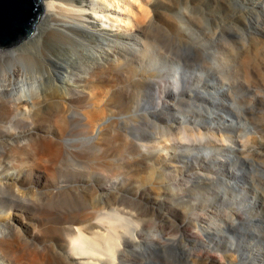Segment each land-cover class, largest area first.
I'll list each match as a JSON object with an SVG mask.
<instances>
[{"label":"bare ground","instance_id":"6f19581e","mask_svg":"<svg viewBox=\"0 0 264 264\" xmlns=\"http://www.w3.org/2000/svg\"><path fill=\"white\" fill-rule=\"evenodd\" d=\"M41 2L44 12L34 30V36L17 48H0V264H124L127 259L129 261L130 252L140 255L145 263L156 244L154 240L149 241L144 236L143 226L132 222L131 225H125L124 221L130 222L137 215L125 210L124 199H104L101 195H96L99 192L97 187L87 186L95 189L92 192L97 196H93L94 201L90 205L57 217H41L46 211L42 207L45 204L41 203L44 200L38 197V193L44 192L45 187L42 190L30 188L27 179L19 174L16 165L17 139L30 136L32 126L37 122L71 125L79 121L91 132V138L100 145H103V135L115 127L118 131L116 139L128 144L126 159L131 161V154L137 155L132 163L133 169L144 165L151 167L164 154V150L167 151L168 161L162 168L163 171H171V168L175 167L174 163L180 158L188 161L205 158L210 161L209 165H196L199 171L213 173V176L199 174L196 179L217 181L223 188L234 187L237 192L230 201H227L226 193L220 190L215 193L206 190L201 196L197 193L198 196L193 197L189 186L178 187L186 189V192L176 190L173 200L169 192L176 188L167 184L164 174H157V178L149 179L156 181L160 185L157 189H161L163 193L167 192L169 196H163L162 200L154 198L159 202L170 200L176 205L184 204L198 228L207 236L214 239L216 237V240L228 233L229 229L237 231L239 226L255 223L253 212L258 210L260 200L242 196V181L239 178L243 176L234 169V165L225 171L224 168L220 169L218 164V161L223 164L233 163L234 154H238L235 148H242L241 153L245 148L243 142L233 138L230 128L234 121L226 117L205 121L206 118L201 115L199 118L185 114L179 117L177 112H173V107L163 100H166L168 95L182 96V93H187L190 95L188 98L195 95L196 99H199V110H206L209 107V96L215 98L212 106H221L222 93L227 90L229 92L231 87L228 89V86L212 83L210 89H207L202 84L209 82L204 78L212 76L213 68H210L208 75L201 70L198 74L197 68L191 70L164 54L167 47L163 45L164 40L160 37L157 38L160 47L156 46L158 44L153 47L147 36L153 26L165 22L168 27L174 29H168L174 39L186 41L188 44L184 45L194 49L203 48L204 55H207L209 50L203 44L205 40L200 38V42L193 34L195 29L201 33L204 31L202 21L208 19L218 26L222 23L225 25L230 19L237 20V16L234 18L235 12L232 11L234 15L231 13L233 2L240 4L248 13L258 8L264 9V0H178L177 3L170 0ZM191 10L200 12L197 17L199 19L189 13ZM175 11L180 14L181 19H173ZM245 27L251 31L250 37L264 33L260 27L252 28L249 24H245ZM215 32L214 35H208V38L215 37ZM191 36L194 40H190ZM53 39L64 41L68 46L64 50L67 53L56 55L47 52L46 45ZM193 41L197 47L192 45ZM218 51V48L214 50V59ZM159 55L163 57V61H159ZM179 55L175 56L178 58L181 56ZM65 58L69 59L70 63L66 64ZM137 66L140 72L137 71ZM251 73V78L246 80L247 89L256 92L263 84L260 82L263 81L264 67L263 72L259 67L251 68ZM112 76L123 81L133 77L136 84L132 91L126 84L118 87L111 83ZM52 79H57L58 82L53 88L46 89L45 81ZM191 79H199L201 84L189 93L185 89ZM152 86H155V90L141 98L142 94L137 89L143 91L142 88ZM118 90V94L113 92ZM183 99L188 100L186 97ZM161 119L166 120L163 126L164 131L167 129L166 134L162 133L160 136L142 130L144 124L158 127ZM129 121L133 123L127 125ZM179 127L183 129L179 131ZM215 131L220 134L216 142L222 143L223 146L229 143L221 152L223 156L218 158L219 153L213 147ZM226 131V134H221ZM209 132L212 133V140L204 141ZM173 135L179 136L177 140L186 142L185 149L178 150V146L173 142ZM255 137L250 140H255ZM54 145L56 146L57 142ZM254 150L256 153V148ZM103 155L99 156L97 166L102 172L107 171L110 166L109 156ZM118 168L124 169L122 166ZM92 170L95 172L93 168ZM59 178L60 182L50 190V196L64 187L65 182L60 176ZM189 182L193 184L194 181ZM194 184L199 189L204 188L202 182L199 184L195 181ZM89 188H79L77 192L82 195L89 193V197H92ZM146 189L149 190L147 187L142 191ZM142 191L138 189L136 195L142 194ZM62 194L61 189L58 195ZM20 200L28 201L32 205L24 202L20 205ZM27 206L31 207L27 209L28 215L23 210ZM223 208L228 213L223 216H226L224 221L212 214L207 224L203 222V226L199 227V221L202 220L196 211H209L210 214ZM35 216L41 219V223L37 224L40 227L37 235L33 234L35 223L30 219H35ZM256 216L260 217L259 214ZM107 221L109 226L102 225ZM235 235L236 239L231 238L233 241L228 243L227 251L238 253L240 261L244 264H257L264 260V247L255 253L251 250L254 244L252 232H239ZM219 242L220 245L221 241ZM176 245L175 242H168L162 247L165 249ZM215 249L221 252L220 247ZM248 251H251V254ZM202 256L203 253L197 256L199 262L204 261ZM235 259L237 261L233 264L238 262V258ZM203 264L209 263L206 261Z\"/></svg>","mask_w":264,"mask_h":264},{"label":"rangeland","instance_id":"374dc122","mask_svg":"<svg viewBox=\"0 0 264 264\" xmlns=\"http://www.w3.org/2000/svg\"><path fill=\"white\" fill-rule=\"evenodd\" d=\"M170 1L177 3L178 0ZM184 6L185 5H182V7ZM231 7V13L234 15L233 12H235L234 18L237 16V20L230 19L225 25L222 23L218 26L206 19L201 22L204 30L202 33L198 31V29H195V33H193L194 37L198 38L200 42H202L200 38L205 40L203 44H205L209 50L207 55H204L203 48L194 49L189 45H184L188 44L186 41L180 42L174 39V37L170 35L171 31L168 30L174 29L168 27V24L165 22L153 26L147 38L149 37L148 40H150V44H152L153 47L155 44H158L156 46L160 47V42L157 39L160 37L162 41L164 40L161 42L163 45L165 44L168 49H166L167 52L164 54L171 59L178 60L181 64L191 68V70L197 68L196 72L198 74H200L198 71L201 70L208 75L210 74L209 72H211L210 68H213L214 70L211 73L212 76L204 78L208 79L209 82L202 84L206 86L207 89H210L212 83H217L219 86H228V89L231 87L229 92L227 90L226 93H222L221 101L223 105L221 106H212L211 104H213L215 98L209 96L207 99L209 107H207L206 110H199L197 106L200 103L199 99H196L195 95L193 98H188L190 95L187 93L181 92L182 96H179V94H174V96L168 95L166 100H163L173 107V112H177L179 117L185 114L199 118L201 115L206 118L205 121L214 120L219 117H226L234 121V125L230 128L233 131V138L243 142L245 148L241 153L242 148L240 149L239 147L235 148L232 146L238 150V154H234L233 163L223 164L218 161V164L220 169L224 168L225 171L233 168L234 165V169L236 168L239 174L244 177L239 178L242 181V185H240L242 196L244 198L255 197L260 200L257 207L258 210L253 212V219L256 220L255 223L239 226L237 231H235V229H229L228 233H224L223 237L220 239L217 238V240L216 237L214 239L209 235L207 236L204 231L198 228L195 219L192 217V214L186 210L184 204L176 205L175 203H171L170 200L159 202L158 200H162L163 196L169 195L166 194L167 192L163 193L161 189H157L160 185L149 178H157V174L166 175L167 184L176 188L169 192L173 200H175L176 190L186 192V189L178 187L189 186L194 195H192L193 197H197V193L201 196L202 192L206 190L212 193L220 190L226 193L227 201H230L232 196L235 195V192H237L234 187L231 188L228 186L225 187V189L217 181L208 182L196 179L199 174H213L207 171H199L197 166L205 167L209 165L210 161L201 157L190 161L180 158L174 163L175 167L171 168V171H163L162 168L168 161L167 151L164 150V154L160 156L151 167L144 165L141 168L133 169L132 163L136 160L137 155L132 153L130 157L131 161L126 159L128 144L125 141H118L116 139L118 131H116L115 127L111 128L110 132L103 135V145H100L91 138V132H88L84 124L79 121L71 125L37 122L32 126V134L30 136L17 139L16 165L19 174L27 179L30 188L42 190V188L45 187L44 192H37L38 197H42L44 200H42L43 202L41 203L45 204V206L42 207L45 209L46 213H44V215L41 213V217H57L65 213L69 214L70 211L76 209H82L86 205L93 203V196L97 197L96 195H101L104 199L109 198L111 201L124 199L126 202L124 205V207H126L125 210H129L137 215V217L130 222L124 221L125 225H131L132 222L136 225L143 226L144 236L149 241L154 240L156 243L154 245V251L149 254V260L147 262L144 263L140 255L130 252V259L129 261L127 259L124 264H203V262L206 261L209 264H212V262H214V264H233L236 260L235 258H238L237 264H244V262L240 261L238 253L227 251L228 243H232L233 241L231 238L234 237L235 240V234H239V232L243 234L252 232L254 236L252 243L254 244L251 246V250L254 253L257 252L258 249L261 250L264 247V77H262L263 81L261 78L262 82H260L263 84L261 87L259 86L260 88L257 87L258 90L256 92H254L253 89H247L248 85L246 84V80L248 81L252 76L251 68L256 69V67H259V70L261 69L263 72L264 33L263 35H253L250 37L251 31L247 30V27H245V24H249L252 28L260 27L264 32V9L247 10L248 13H246V9L236 2H233ZM189 13L194 15V17L196 16L195 18L200 15V12L196 10H191ZM179 17L180 14H178V12L174 13V20H178L177 18ZM179 19H181V17ZM233 23L234 25H232ZM216 29L220 32H217ZM213 31L215 32V37L208 38V35L212 33L214 35ZM34 33L36 32L34 31ZM33 36L34 34L16 46L3 49L10 50L17 48ZM190 40H194V38L192 37ZM64 43V41H54L53 39L47 43L45 50L50 54L59 55L64 53L65 48L68 47ZM192 45L196 46L194 41ZM216 48L219 49V53L216 59H214V50ZM175 55H179L180 57L177 58ZM179 58L181 59L179 60ZM65 61L66 64L70 63V60H67V58H65ZM159 61H163L161 55H159ZM137 71L140 72L138 66ZM262 75L264 76V73H262ZM125 80L123 81L121 78L112 76L111 83H113V85H118V87L126 84V86L130 88V91H132L136 84L134 78L130 77ZM57 82V79L46 80V85L44 86L46 89H50L53 88ZM199 84H201V80L191 79L185 91L191 93L190 90H195ZM142 89L144 90L140 91V88L137 89V91L142 94L141 98L143 95H146V93L148 94L150 91L153 92L155 86ZM119 90L113 92L118 94ZM183 97H186L188 100L183 99ZM161 121L162 122L158 123V127L144 124L142 130L144 129L143 131H147L146 133H156L162 136V133L166 134L167 129L165 128L166 131L163 130L166 120L161 119ZM132 123L133 122L129 121L127 125H131ZM177 129L181 131L183 128L179 127ZM93 130L94 132L96 131V129ZM226 133L227 131L221 134ZM211 134L210 132L207 133L204 141H211ZM214 135L213 147L219 153L217 155L218 158L219 156H223L221 152L227 148L229 143L223 146L222 143L216 142L220 134L215 131ZM252 136H256L257 138L255 137V140H250L253 138ZM172 137L179 151L185 149V141L177 140L179 137L177 135H173ZM255 141H257V143ZM56 142L57 145L55 146L54 143ZM99 142L101 143V140ZM166 147L167 146H165V148ZM252 147H254V149L256 148V153ZM102 154L109 156L110 166L107 171L104 172L97 168L100 161L99 156ZM121 166L124 169L118 168ZM92 168L95 172H93ZM59 176L65 182L64 187L61 188L63 194L62 196L58 195L61 191L60 189L56 194L50 196V190H53L57 182H60ZM189 181H196L199 184L202 182L204 188L199 189L194 182L191 184ZM87 186L97 187L99 192L95 195L92 192V190L94 191L95 189H91ZM100 186L104 187L99 188ZM85 187L91 189L92 194L90 195H92V197H89V193L82 195L77 192L79 188L85 189ZM147 187L149 190L146 189V191L143 192L142 190ZM138 189L142 191L140 192L142 194H138L137 196L136 192ZM69 192H73L76 195L69 194ZM146 194L149 195L147 196ZM221 195H223V193ZM150 196L153 197L150 198ZM154 197H157L158 200ZM23 202L30 206L32 205L25 200H20L19 204L21 205ZM30 206L23 209L26 211L24 212L26 215L29 213L27 209L31 208ZM225 208L217 212H211L210 214L209 211H196L195 213L199 215L202 220L199 221V227L203 226V222L205 224L209 218H211L212 214L222 218L224 221L226 216H223L228 214ZM257 214H259L260 217L257 218ZM30 219L35 223L33 234L37 235L40 230L37 224L41 223V219H37V216H35V219L31 217ZM145 220L149 222L146 223ZM103 224L108 225V221L102 223V225ZM118 238L120 239V236H118ZM219 241H221L220 245L218 244L220 243ZM168 242H175L177 245L176 247L164 249L162 245ZM216 247H220L221 252L216 251ZM249 252L251 254V251H248V253ZM201 253H203L202 259L204 261L199 262L197 256ZM260 263L264 264V260L257 264Z\"/></svg>","mask_w":264,"mask_h":264},{"label":"water","instance_id":"95a60500","mask_svg":"<svg viewBox=\"0 0 264 264\" xmlns=\"http://www.w3.org/2000/svg\"><path fill=\"white\" fill-rule=\"evenodd\" d=\"M43 12L41 0H0V48L30 38Z\"/></svg>","mask_w":264,"mask_h":264}]
</instances>
